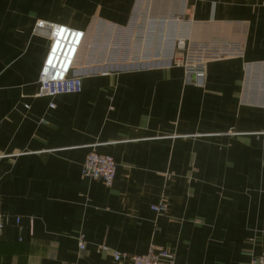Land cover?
Instances as JSON below:
<instances>
[{
  "label": "crops",
  "instance_id": "obj_1",
  "mask_svg": "<svg viewBox=\"0 0 264 264\" xmlns=\"http://www.w3.org/2000/svg\"><path fill=\"white\" fill-rule=\"evenodd\" d=\"M137 8L0 0V215L9 217L0 264H114L113 252L152 248L176 264L264 256V106L245 98L246 64L264 62V0L153 4L155 14L183 13L193 42L243 47L209 62L202 81L178 67L106 65L78 94L38 97L49 41L37 22L128 28ZM92 151L115 159L110 187L83 178ZM160 205L163 215L152 210Z\"/></svg>",
  "mask_w": 264,
  "mask_h": 264
},
{
  "label": "built area",
  "instance_id": "obj_2",
  "mask_svg": "<svg viewBox=\"0 0 264 264\" xmlns=\"http://www.w3.org/2000/svg\"><path fill=\"white\" fill-rule=\"evenodd\" d=\"M147 1L141 0L138 3L134 19L128 28L109 24L104 51L93 50V53L108 52L115 38L118 40L117 48L123 50L125 44L138 41L141 42L140 46L138 44L137 48L133 47L136 52L133 57L136 64H141V67L162 65L182 68L188 79L198 81L204 79L209 62L243 56V47L240 44L193 42L183 13L158 15L153 10L154 1L149 3ZM143 21L144 31L139 27ZM33 32L44 37L48 34L47 40L50 42L39 76L38 97L55 98L82 92L84 77L100 70L102 62L91 53L92 41L89 32L44 21L37 22ZM85 48L93 62H90L89 66L81 67L78 60ZM245 70L247 84L251 89L245 98L253 105L264 106V62L246 64ZM50 107L55 108L54 105ZM81 173L85 179L99 181L110 187L116 178L117 163L112 156L92 151L86 156ZM152 210L158 215L167 212L165 205L153 207ZM8 222L9 217L0 215V241ZM15 222L20 225L21 218H16ZM85 248L86 242L80 237L79 249L83 251ZM113 260L114 264H176L170 252L153 248L145 255L113 252ZM251 264H264V256L255 258Z\"/></svg>",
  "mask_w": 264,
  "mask_h": 264
},
{
  "label": "rangeland",
  "instance_id": "obj_3",
  "mask_svg": "<svg viewBox=\"0 0 264 264\" xmlns=\"http://www.w3.org/2000/svg\"><path fill=\"white\" fill-rule=\"evenodd\" d=\"M140 3L141 0H138ZM154 1V2H153ZM158 0H148L147 2H153V4H155V2H157ZM157 6V5H156ZM158 9V8H157ZM46 13H53V14H61L64 16H68V17H73L76 14V11H64V12H47ZM79 14V12H78ZM77 14V16L79 17V15ZM158 15H161V13H156ZM95 18H93L94 20ZM91 22V20H90ZM93 22H96V20H94ZM139 27L142 29V31L145 30V21H143L141 23V25H139ZM109 27H106L105 23L102 22L101 20H98L92 27V29L89 31V38L91 39L90 41H92L90 43V45L92 46V54L94 57H96V59H98V61H103L101 62L100 65L101 66H106L109 65V67L111 66L112 68H122V67H134V66H141V64H136L135 60L133 57H135V51L133 47H138V44L140 46L141 42H134L132 41L131 43H129L128 45L125 44L124 50L121 48H117V39L115 38L114 41L110 44L109 49L107 50L108 52L106 53H93V50H95L96 52L100 51L103 52V46H105V42L107 41L106 36L108 38V34H109V29H107ZM37 35V34H36ZM96 37V38H95ZM141 37V36H140ZM139 37V39H140ZM143 37V36H142ZM106 39V40H105ZM49 41V40H48ZM50 45V42H49ZM87 48H85V50H82V55L80 56L79 60H78V65H82L81 67H86L89 66L90 60H93L92 58L89 57L88 53H87V59L88 61L86 62V60H84V56H85V52H86ZM103 59V60H102ZM116 61V62H115ZM87 63V64H86ZM144 67V66H142Z\"/></svg>",
  "mask_w": 264,
  "mask_h": 264
},
{
  "label": "water",
  "instance_id": "obj_4",
  "mask_svg": "<svg viewBox=\"0 0 264 264\" xmlns=\"http://www.w3.org/2000/svg\"><path fill=\"white\" fill-rule=\"evenodd\" d=\"M45 37L47 38L48 37V34H45Z\"/></svg>",
  "mask_w": 264,
  "mask_h": 264
}]
</instances>
